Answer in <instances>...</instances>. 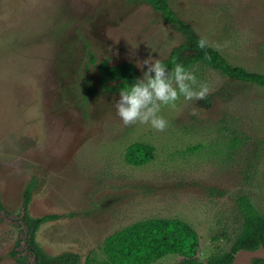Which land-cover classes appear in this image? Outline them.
<instances>
[{
  "label": "rangeland",
  "instance_id": "obj_1",
  "mask_svg": "<svg viewBox=\"0 0 264 264\" xmlns=\"http://www.w3.org/2000/svg\"><path fill=\"white\" fill-rule=\"evenodd\" d=\"M166 2L180 23L142 0H0V264H33L20 219L28 185L29 216L55 215L36 244L76 264H112L106 238L150 218L190 226L205 262L239 233L238 197L264 214V86L194 64L209 94L162 106L163 131L115 113L118 79L102 82L98 63L130 64L141 79L148 66L137 62L166 58L182 29L264 74V0ZM132 142L150 145L152 160L127 164Z\"/></svg>",
  "mask_w": 264,
  "mask_h": 264
},
{
  "label": "trees",
  "instance_id": "obj_2",
  "mask_svg": "<svg viewBox=\"0 0 264 264\" xmlns=\"http://www.w3.org/2000/svg\"><path fill=\"white\" fill-rule=\"evenodd\" d=\"M147 2L161 17L172 24L180 23L169 8L166 0H142ZM182 42L173 46L166 58L161 61L172 71L175 63H181L186 70L194 64L208 66L228 78L264 86V74L249 72L240 66L229 64L217 51L208 47L200 50L196 47L200 39L191 30H181ZM208 53V56L205 55ZM210 56V59H209ZM101 81L118 79V89L135 83L136 76L130 64L108 65L98 63ZM124 161L132 166L143 165L153 158V148L142 142H132L125 147ZM30 197V185L23 192L21 223L24 226L25 250L33 255V264H76L79 256L75 253H64L49 256L39 248L34 240L37 227L55 218V215L31 217L27 213ZM237 207L242 216L239 233L229 249L219 255L209 257L205 262L195 256L197 235L186 223L172 218H150L123 227L120 231L106 238L105 253L112 259V264H143L154 261L167 254L180 257L177 264H230L233 254L238 249L253 250L259 245L264 248V214L255 210L246 196L238 197ZM3 210L0 202V211ZM22 264L23 259H19ZM251 264H264V259L253 258Z\"/></svg>",
  "mask_w": 264,
  "mask_h": 264
},
{
  "label": "clouds",
  "instance_id": "obj_3",
  "mask_svg": "<svg viewBox=\"0 0 264 264\" xmlns=\"http://www.w3.org/2000/svg\"><path fill=\"white\" fill-rule=\"evenodd\" d=\"M196 47L205 50L209 47L206 38L201 37ZM208 56V53L205 52ZM210 59V56H209ZM147 65V71L143 78L137 79L129 87L119 91V99L115 100L113 107L116 115L124 125H132L136 122L150 124L158 131L167 127V121L158 113L162 106L175 108L176 102L181 96L185 100H203L209 94L207 84H198L195 74L186 70L183 64L175 63L171 72L159 59L150 62L144 60L137 62V67L143 69ZM198 109L194 108L192 115H197Z\"/></svg>",
  "mask_w": 264,
  "mask_h": 264
},
{
  "label": "water",
  "instance_id": "obj_4",
  "mask_svg": "<svg viewBox=\"0 0 264 264\" xmlns=\"http://www.w3.org/2000/svg\"><path fill=\"white\" fill-rule=\"evenodd\" d=\"M253 258L264 259V248L261 245L253 250H236L230 264H251Z\"/></svg>",
  "mask_w": 264,
  "mask_h": 264
},
{
  "label": "flooded vegetation",
  "instance_id": "obj_5",
  "mask_svg": "<svg viewBox=\"0 0 264 264\" xmlns=\"http://www.w3.org/2000/svg\"><path fill=\"white\" fill-rule=\"evenodd\" d=\"M28 215H29V214H28ZM39 217H40V216H39ZM46 222H48V221H46ZM46 222H45V223H46ZM40 225H41V224H40ZM32 256H33V255H32Z\"/></svg>",
  "mask_w": 264,
  "mask_h": 264
}]
</instances>
